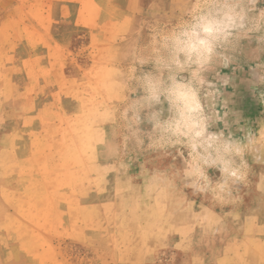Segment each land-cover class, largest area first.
<instances>
[{"label": "rangeland", "instance_id": "374dc122", "mask_svg": "<svg viewBox=\"0 0 264 264\" xmlns=\"http://www.w3.org/2000/svg\"><path fill=\"white\" fill-rule=\"evenodd\" d=\"M0 264H264V0H0Z\"/></svg>", "mask_w": 264, "mask_h": 264}]
</instances>
